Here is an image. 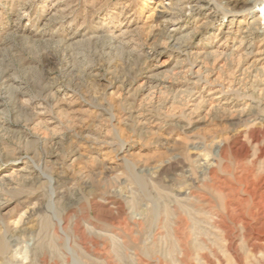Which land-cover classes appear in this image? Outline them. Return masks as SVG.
I'll list each match as a JSON object with an SVG mask.
<instances>
[{
  "label": "rangeland",
  "instance_id": "rangeland-1",
  "mask_svg": "<svg viewBox=\"0 0 264 264\" xmlns=\"http://www.w3.org/2000/svg\"><path fill=\"white\" fill-rule=\"evenodd\" d=\"M225 1L0 0V264H264V205L226 211L264 185L235 96L264 102V35L244 51Z\"/></svg>",
  "mask_w": 264,
  "mask_h": 264
},
{
  "label": "bare ground",
  "instance_id": "bare-ground-1",
  "mask_svg": "<svg viewBox=\"0 0 264 264\" xmlns=\"http://www.w3.org/2000/svg\"><path fill=\"white\" fill-rule=\"evenodd\" d=\"M223 5L225 6L224 7L225 9H220V7H218V6H213L212 9H214V11H215L213 13L216 14V12H220V14L222 15V18H225L226 16L227 17L229 16V17H231V21H233L234 19H236L239 24H243L245 22V19L247 20L249 17L252 19V21L250 23H248V25L245 26V29L243 31H241L242 34H243V36L240 38V47H242V48H245L246 47V49L244 51H249L253 47L252 46V41H254L260 35H262V36L264 35V32H262V33L260 32V25H261L260 22H261V19H259V18H256L255 19L254 18V16L257 15V12L255 11L257 7H261L262 9H264V0H262V1H260V0H227V1H225L223 3ZM260 17L263 18L264 15L261 14ZM229 29H231V27ZM237 30L239 31V28ZM127 33H128L127 31H124L122 33V35H118V38H120L122 36H125ZM228 33H230V32L227 31L226 34H228ZM226 39H227V37H226ZM113 40H114V38H113ZM170 40L172 42L175 41L174 43L176 45L179 44V41L178 40H174V37H172V36H170ZM110 41H111V39H110ZM246 44H249V45L246 46ZM158 53H156V55ZM251 53H252L251 51L248 52V53H246V56L247 55H250ZM187 54L190 55V52H187ZM256 54H258V52ZM236 59H237V62H238L241 58L238 57ZM192 66H194V64H192L191 67ZM193 68H195V67H193ZM192 74L195 77L196 76L198 77L201 74L200 73V68L197 69ZM201 79L202 78L200 76L198 78V81L199 82H202L203 81V83H204L205 78H203V80H201ZM13 80L16 81L15 82L16 84L14 83V86L15 85H19V84H17V81H19V78L18 77L17 78H14ZM13 80H12V82H13ZM148 80H150L149 87H148L149 88L148 91H150V96L155 95V93L161 94V88H160V86L162 84L160 82L159 83L158 82H155L153 80L152 76L149 77ZM233 83H234V81L229 82L228 85H227V88H224L222 85H219V87H220L219 90L213 91V94L217 95V96H214V99L219 100L217 103H220L221 101H227V98L225 97V95L229 94L228 92H232V93L234 92V94H235V93H237V91H241V90H239L240 89V84L238 83V86H239L238 89H234ZM206 84H207V81H206ZM243 93H244V91H243ZM186 94L187 95L185 96V99H183L182 97H179L181 99L180 102L183 103V104H181V106H183L184 104H186L188 102V100L190 99V97L192 96V93L191 92H188ZM235 96H238L236 98H240L242 101H244L243 108L240 109V111L237 112V114H236V116L238 117V122H242L243 124H249L250 125L249 127L247 126V131L245 133L246 136L244 135L245 136L243 138L244 141L243 140L242 141L243 142L247 141L248 142V145H250L251 147H253V149H254V155H255V158L257 160L264 161V125H263V123H264V102L261 101L260 99H256L252 95H246V94H241L240 93L238 95L236 94ZM156 98L158 99V97H156ZM201 99H202V97H200V100L199 101H201ZM166 104H167V102L165 103V101H164V105H166ZM172 104H174V102H172ZM229 104H231V103L226 102L225 105L229 106ZM167 106H168V104H167ZM218 106H219V104L216 107L217 108H221V107H218ZM222 109L223 110H226L223 107L221 108V110ZM258 120H260L261 124H259V126H255V122L258 121ZM243 142L242 143H238V142H236V141L233 140V142L230 145L229 144H227L225 146L223 145L217 151L218 154H221V155L220 156H217L216 155V158H214V160L218 164H221L220 161H224L227 157L233 159L234 161H239V159L246 157L247 154H248V152H249V149H248V146L246 144H244ZM27 160L28 161H31V159H27ZM34 169H35V171H38V174L40 176H42V178H45L50 183L52 182L51 179L48 176H46L43 173L39 172L38 167H37V169L34 167ZM19 172H23V169L19 170ZM243 173H245V175L248 174L247 169L244 168L243 169ZM20 176H18V174H16V175H14L12 177L11 176L10 177H6L5 179L8 182H11V180L13 181V178L16 179V180H17L18 177L19 178H22ZM29 180H30V178H29ZM241 189L239 191L246 198L244 200L243 199L241 200L239 198L233 197L234 196L233 195L234 194V189L233 188L229 189L230 190L229 195H233L232 196L233 200L230 201V203L228 204L229 206L226 209V211L231 214L230 215L231 217L233 216L234 218L237 219V222H238V224L241 227V230L240 231H242V232L254 231L253 228H248L249 227V223L247 222V220L248 221H250V220L252 221V220H254L253 217H258V214H256V215L254 214L255 216H253L251 210L252 209L253 210L255 209L254 213H257L258 210L259 209L261 210L262 206L264 205V185L258 191H255L254 188L250 190L246 186L244 187V189H242V190ZM52 196H53V193H51V198H52ZM246 205L249 206V207H251L250 210L245 211L243 209V207L246 206ZM48 210H50L52 212V200H50V202H49ZM258 220H260V219H258ZM258 233H260V232H258ZM4 243L5 242H1L0 245H2V246L4 245L5 246Z\"/></svg>",
  "mask_w": 264,
  "mask_h": 264
}]
</instances>
